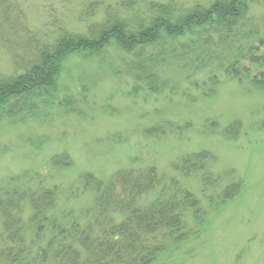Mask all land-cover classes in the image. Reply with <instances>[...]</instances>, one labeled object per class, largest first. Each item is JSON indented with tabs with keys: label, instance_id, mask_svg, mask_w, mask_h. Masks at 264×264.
<instances>
[{
	"label": "rangeland",
	"instance_id": "obj_1",
	"mask_svg": "<svg viewBox=\"0 0 264 264\" xmlns=\"http://www.w3.org/2000/svg\"><path fill=\"white\" fill-rule=\"evenodd\" d=\"M153 1L180 9L211 0ZM120 2L0 0V78L27 71L56 37L99 27ZM236 20L229 33L135 43L131 53L103 44L86 59L67 50L50 95L38 85L31 104L0 116V197L22 188L24 179L10 178L27 171L36 174L32 190H52L48 222L83 224L84 209L96 203L91 182L119 189L121 172L155 176L159 185L136 203L177 192L171 211L183 234L148 264H264V87L244 77L264 65V0ZM62 158L69 165L54 163ZM184 161L190 171L179 168ZM187 197L196 204L182 205ZM23 232L30 251L32 235ZM29 254L19 256L22 264Z\"/></svg>",
	"mask_w": 264,
	"mask_h": 264
},
{
	"label": "trees",
	"instance_id": "obj_2",
	"mask_svg": "<svg viewBox=\"0 0 264 264\" xmlns=\"http://www.w3.org/2000/svg\"><path fill=\"white\" fill-rule=\"evenodd\" d=\"M255 1L261 0H211L207 4L172 9L170 4L154 3L153 0H140L139 7L134 2L121 0L117 13L108 16L99 27L89 26L84 34L65 33L56 37L50 43L51 47L46 46L40 51L37 62H33L27 71L0 78V96H4L5 99L1 100L6 102L0 109V116H11L12 108L21 110L31 104L30 99L38 91V85L45 84L44 95H50L48 88L56 86L51 83L52 76L55 78L58 75L67 50L78 52L87 59L97 52L93 48H100L103 44L105 49L111 46L131 53L135 43L145 48L158 43L161 46L165 37L176 41L193 33L211 30H216L218 35L229 33L232 23L244 17L247 5ZM120 7L123 8V16H117ZM140 9L145 12L133 14ZM251 63L258 66L257 62ZM263 63L264 59H261L259 64ZM135 65V62L131 63L133 68ZM244 71V77H249L253 86L264 87V65L253 76L248 74L247 69ZM50 99L43 97L44 102ZM188 160L193 162L190 158ZM54 163L61 167L69 165L63 158ZM183 163L184 168L181 164L179 168L190 171L185 161ZM137 174L121 172L118 175L119 189L109 180L95 178L91 187L96 193V203L83 211L87 221L82 224L77 219H71L69 225L65 220L61 223L48 222L52 190L37 187L32 190L30 182L34 181L36 174L24 171L11 177L24 179L25 185L0 197V264H22L19 256L28 253V261L24 264H148L154 259L155 252L166 245L165 242L182 236V221L174 210L171 211L177 192L171 193L168 199L160 197L155 203L140 202L137 205L138 196L160 183L155 176L145 179L144 174ZM118 191L124 196L116 195ZM185 203L188 206L196 204L188 197L182 205ZM111 207L118 210H109ZM194 210L195 214L200 213V208ZM113 212L122 216L118 223ZM170 212L176 217L169 218L167 214L172 215ZM23 229L32 235L30 251L25 245ZM32 247H37L33 254ZM45 247L53 252H46Z\"/></svg>",
	"mask_w": 264,
	"mask_h": 264
}]
</instances>
